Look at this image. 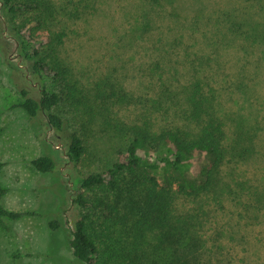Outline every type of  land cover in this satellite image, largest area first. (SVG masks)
<instances>
[{"label":"rangeland","instance_id":"1","mask_svg":"<svg viewBox=\"0 0 264 264\" xmlns=\"http://www.w3.org/2000/svg\"><path fill=\"white\" fill-rule=\"evenodd\" d=\"M36 1L39 7L65 3ZM34 13L12 15L0 3V185L6 189L1 202L28 213L8 220V229L0 226V264H83L69 245L80 213L72 200L80 190L76 178L116 161L124 142L110 125L136 119L142 106L137 101L155 97L160 85L178 98L195 80L215 91L229 127L240 117L260 128L252 156L230 166L263 199L255 209L229 200L205 206L207 247H212L205 263L264 264V0H159L155 6L145 0H96L79 18L57 10L43 26L25 19ZM60 32L62 42L54 45L53 35ZM25 39L29 53L37 51L28 59L21 51ZM38 61L47 84L56 81L60 100L51 111L63 120L64 132L44 113L30 116L19 106L23 91L39 95L32 70ZM116 86L131 102H115L108 116L102 115L98 91L109 94ZM71 133L83 140L78 160L67 153ZM41 155L55 160L53 171L32 167L30 161ZM53 219L59 222L55 230L48 225Z\"/></svg>","mask_w":264,"mask_h":264},{"label":"trees","instance_id":"2","mask_svg":"<svg viewBox=\"0 0 264 264\" xmlns=\"http://www.w3.org/2000/svg\"><path fill=\"white\" fill-rule=\"evenodd\" d=\"M95 1L65 0L60 5L52 1V5L49 2L40 7L36 0L0 3L12 15L35 11L25 19L32 18L43 26L57 10L69 18H79L94 9ZM145 1L152 6L159 3ZM63 35H53L54 45L62 42ZM21 44L25 59L37 54L36 49L29 53L28 39ZM43 65L38 61L32 67L38 78V97L23 91L24 100L19 106L30 116L44 113L57 132H64L63 120L51 111L60 100L53 90L56 81L51 78L47 84ZM54 67L63 74L57 63ZM155 94L137 101L142 106L136 119L110 125L124 142L116 161L102 172L76 178L74 184L80 190L72 200L80 213L69 245L83 264H206V254L212 247H207L205 206L211 201L229 200L255 209L254 203L260 205L263 199L253 186L238 180L230 166L255 152L258 125L239 117L231 119L229 127L227 114L205 81L190 83L178 92L179 99L170 95L167 86L160 85ZM97 96L98 109L107 116L115 102L130 99L121 86L113 87L109 94L100 88ZM67 139L68 156L78 160L83 140L74 133ZM30 163L39 172L56 168L55 160L47 155ZM3 165L0 161V170ZM5 192L0 185V226L8 229V220L28 213L7 209L1 202ZM48 225L55 230L59 222L49 220Z\"/></svg>","mask_w":264,"mask_h":264}]
</instances>
